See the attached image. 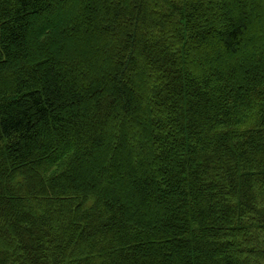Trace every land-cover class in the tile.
Masks as SVG:
<instances>
[{
    "label": "trees",
    "instance_id": "1",
    "mask_svg": "<svg viewBox=\"0 0 264 264\" xmlns=\"http://www.w3.org/2000/svg\"><path fill=\"white\" fill-rule=\"evenodd\" d=\"M0 264H264V0H0Z\"/></svg>",
    "mask_w": 264,
    "mask_h": 264
},
{
    "label": "rangeland",
    "instance_id": "2",
    "mask_svg": "<svg viewBox=\"0 0 264 264\" xmlns=\"http://www.w3.org/2000/svg\"><path fill=\"white\" fill-rule=\"evenodd\" d=\"M245 2L248 1V0H244ZM154 13V12H153ZM156 13V12H155Z\"/></svg>",
    "mask_w": 264,
    "mask_h": 264
}]
</instances>
